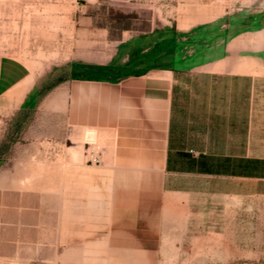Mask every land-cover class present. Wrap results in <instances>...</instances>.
<instances>
[{"label": "rangeland", "instance_id": "374dc122", "mask_svg": "<svg viewBox=\"0 0 264 264\" xmlns=\"http://www.w3.org/2000/svg\"><path fill=\"white\" fill-rule=\"evenodd\" d=\"M228 48L264 64V0H0V55L35 74L29 106L0 104V264H264L262 195L197 200L186 218L107 233L85 199L90 175L105 174L89 161L100 141L69 122L77 81Z\"/></svg>", "mask_w": 264, "mask_h": 264}, {"label": "crops", "instance_id": "0c3cea01", "mask_svg": "<svg viewBox=\"0 0 264 264\" xmlns=\"http://www.w3.org/2000/svg\"><path fill=\"white\" fill-rule=\"evenodd\" d=\"M194 62L69 91L75 137L100 141L105 174L90 175L85 199L93 217L110 220L107 233L186 218L197 200L264 196V64L229 48ZM34 75L25 60L0 55V104L11 96L10 107L29 106Z\"/></svg>", "mask_w": 264, "mask_h": 264}, {"label": "built area", "instance_id": "2783aa9c", "mask_svg": "<svg viewBox=\"0 0 264 264\" xmlns=\"http://www.w3.org/2000/svg\"><path fill=\"white\" fill-rule=\"evenodd\" d=\"M91 163L99 164L100 163V155L94 154L93 150L91 151V158H89Z\"/></svg>", "mask_w": 264, "mask_h": 264}]
</instances>
